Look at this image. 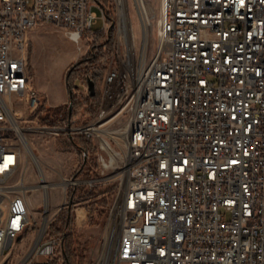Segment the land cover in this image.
Here are the masks:
<instances>
[{
	"label": "built area",
	"instance_id": "1",
	"mask_svg": "<svg viewBox=\"0 0 264 264\" xmlns=\"http://www.w3.org/2000/svg\"><path fill=\"white\" fill-rule=\"evenodd\" d=\"M107 1L112 24L103 0H0V185L23 165L26 132L85 137L101 175L119 181L113 246L94 264H264V0H159L152 56L154 0ZM40 24L100 49L73 88L81 104L92 98L88 79L101 88L92 120L62 114L59 125L22 128L19 103L37 121L45 108L28 62ZM112 27L113 44L99 46ZM53 221L17 264L58 262L65 237L52 235ZM36 227L28 198H10L0 264Z\"/></svg>",
	"mask_w": 264,
	"mask_h": 264
},
{
	"label": "rangeland",
	"instance_id": "2",
	"mask_svg": "<svg viewBox=\"0 0 264 264\" xmlns=\"http://www.w3.org/2000/svg\"><path fill=\"white\" fill-rule=\"evenodd\" d=\"M103 2L110 9L109 16L115 19L112 4H108L107 0H103ZM153 8L155 30L150 35L149 56L154 54L160 43L156 33L157 21L160 16L159 0L153 1ZM95 11L99 19L93 29L99 32L102 30L104 22L101 19V11ZM133 21L137 33V50L139 51L142 34L135 15ZM110 23L112 24V22ZM29 38L28 62L32 85L43 95L46 102L44 112L38 121L32 117L24 103L18 104V107L23 110L22 119H20L22 128L41 127L49 122V124L59 125L62 123V117H60L62 114L69 118L72 115L74 117L82 116L80 120H84L83 122L92 120L96 115L93 117L91 115L90 99L86 102L83 101L82 104L79 103L77 96L73 94L74 87L70 93L67 79L74 72L75 86H80L79 80L84 76L85 68L89 64L76 67L91 53H97L101 58L100 49H96L95 44L88 42L89 37L80 44L74 43L63 30L51 24H40L30 33ZM108 40L109 37L106 39L105 34L99 35L98 45L103 46ZM39 86L44 89L41 90ZM100 89L97 85L96 91L99 94ZM71 97H73V106L72 103L70 104ZM81 108L83 111L79 112L78 110ZM47 113L50 114L48 121L44 120ZM25 135L27 144L32 148V153L27 151L23 165L16 176L8 183L0 185V223L4 220L10 198L24 193L28 198L31 215L37 227L29 231L19 242L9 264H17L28 252L36 241L37 231L44 226V218L47 215L49 219H54L51 233L55 235L56 228L63 226L60 212V207L63 205L69 206V212L65 215L70 223L67 235L71 236L75 251L72 264H94L104 250L106 235L109 232L107 230L110 211L119 190L118 174L101 175L96 166V157H91L90 162L94 170L90 172V179L75 178L76 172L83 165V156L75 149L66 150L65 148L79 137L71 139L65 135L49 136L39 132H26ZM26 148H28L27 145ZM46 178L52 186L49 195L42 187ZM73 190L75 195L71 200L70 194ZM57 203L59 207L55 209L54 206ZM64 248L65 244L56 264H66Z\"/></svg>",
	"mask_w": 264,
	"mask_h": 264
},
{
	"label": "trees",
	"instance_id": "3",
	"mask_svg": "<svg viewBox=\"0 0 264 264\" xmlns=\"http://www.w3.org/2000/svg\"><path fill=\"white\" fill-rule=\"evenodd\" d=\"M110 21L113 23L114 19L112 16H109ZM115 28L112 27L109 33V40L105 42V44L111 45L114 39ZM100 55L97 53H91L86 56L79 64L78 67H82L86 64H94L99 62ZM67 85L70 93L72 92V88L75 87V77L74 72H72L67 79ZM73 97H71L70 104L72 103L73 106ZM91 102V115L92 117L96 115L99 107H100V94L97 92V95L94 98L90 99ZM49 113L44 116V120L48 121ZM66 150L75 149L77 152L82 154L83 156V165L82 167L76 172L75 178L83 177L84 179H90V172L94 170L92 163L90 162L91 157H96V149L94 148L91 140L85 137H79L77 140H73L72 143L65 148ZM97 166V164H96ZM95 167V166H94ZM75 195V191L73 190L70 194V199L73 200ZM69 212L68 209L61 212L63 226L61 228H56L55 235H64V255L66 258V264H72V259L75 257V251L73 249V242L71 240V236L67 235V231L69 228V219L65 215Z\"/></svg>",
	"mask_w": 264,
	"mask_h": 264
},
{
	"label": "bare ground",
	"instance_id": "4",
	"mask_svg": "<svg viewBox=\"0 0 264 264\" xmlns=\"http://www.w3.org/2000/svg\"><path fill=\"white\" fill-rule=\"evenodd\" d=\"M77 36H75V38H76ZM71 40V39H70ZM72 41V40H71ZM26 145H27V147L28 148H26ZM25 148H26V150L28 151V152H30V153H32V148L27 144V143H25ZM46 177V176H45ZM10 180H12V179H7V183L10 181ZM42 187H43V189H44V191L46 192V194H48L49 195V191H50V189H51V185L47 182V178H46V180H45V182L43 183V185H42ZM13 188V187H12ZM24 194V193H23ZM0 213H1V211H0ZM49 214V213H48ZM47 218H48V215L45 217V222L47 221ZM109 231V230H108ZM112 234V235H111ZM113 233L111 232V231H109V232H107V235H106V242H105V245H104V251L106 252V253H108L109 251H110V248L113 246L112 244H113Z\"/></svg>",
	"mask_w": 264,
	"mask_h": 264
},
{
	"label": "water",
	"instance_id": "5",
	"mask_svg": "<svg viewBox=\"0 0 264 264\" xmlns=\"http://www.w3.org/2000/svg\"><path fill=\"white\" fill-rule=\"evenodd\" d=\"M88 90L92 98L97 95L96 84L92 79H88Z\"/></svg>",
	"mask_w": 264,
	"mask_h": 264
},
{
	"label": "crops",
	"instance_id": "6",
	"mask_svg": "<svg viewBox=\"0 0 264 264\" xmlns=\"http://www.w3.org/2000/svg\"><path fill=\"white\" fill-rule=\"evenodd\" d=\"M40 85V84H39ZM41 90H43L44 88L42 86H39ZM59 206H58V203L54 206L55 209H57Z\"/></svg>",
	"mask_w": 264,
	"mask_h": 264
}]
</instances>
